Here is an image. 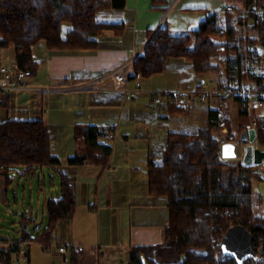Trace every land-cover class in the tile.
I'll use <instances>...</instances> for the list:
<instances>
[{
  "label": "crops",
  "instance_id": "obj_1",
  "mask_svg": "<svg viewBox=\"0 0 264 264\" xmlns=\"http://www.w3.org/2000/svg\"><path fill=\"white\" fill-rule=\"evenodd\" d=\"M237 1L163 0L154 4L153 0H126L124 8L97 12L99 21L120 24L123 30L121 33L106 30L97 38L94 49L52 51L45 41L35 44L31 53L38 69L27 79V85L38 89L0 91V122L42 120L48 126L52 153L62 164L37 168L30 174L24 168L15 171L20 178L39 175L40 189L46 187L44 169L51 173L53 183L55 177L59 179L66 173L75 185L76 210L71 218L59 221L48 249L40 243L28 246V264H71V256L67 259L68 255L59 251L60 245L69 244L85 247L82 252L90 258L101 257L99 264H114L116 258L123 256L126 261L121 264H127L131 248L164 243L163 231L169 224L167 198L151 194L149 163L162 160L170 131L197 132L206 125L210 111H217V106L213 102L193 103L183 108L177 104H156L153 93L192 90L201 80L217 77L214 72H196L185 57H171L166 60L163 72L143 78L137 98H129L122 89L134 87V60L161 26L166 25L173 34L194 31L210 13L226 4L245 8H242L243 0H239V5ZM0 54V63L4 57L14 56V45L0 49ZM131 60L122 89L82 86ZM239 108L237 105L225 108L228 118L236 117L237 124ZM84 124L107 131L112 152L106 166L66 163L78 149L75 127ZM231 131L234 137L223 142L222 158L243 163L248 141H244L245 134L235 129L233 123ZM245 142V146L239 145ZM226 145L232 148V155L223 154ZM258 147L264 149L262 145ZM252 167L258 173L252 182L257 197L253 211L264 218V160ZM53 189L58 192L44 198L45 209L46 201L60 193L56 183L49 191ZM1 198L5 201L4 195ZM15 201L18 203L17 196ZM29 212L31 216L34 214L33 207ZM39 233L41 230L34 235ZM12 240L18 239L0 237L2 242Z\"/></svg>",
  "mask_w": 264,
  "mask_h": 264
},
{
  "label": "trees",
  "instance_id": "obj_2",
  "mask_svg": "<svg viewBox=\"0 0 264 264\" xmlns=\"http://www.w3.org/2000/svg\"><path fill=\"white\" fill-rule=\"evenodd\" d=\"M125 5L126 0H0V49L14 45L19 66L35 73L38 66L32 62L31 45L45 41L52 51L94 49L97 38L106 30L115 33L123 30L120 24L99 21L97 12ZM250 6L264 7V0H243L242 8ZM224 22L226 39L220 42L219 31ZM64 24L69 26L65 33ZM245 29L248 32H243ZM249 35H258L264 43V19L246 26L240 14H210L197 30L181 34H173L166 25L161 26L135 58L134 72L149 77L163 72L168 58L185 57L196 72H214L221 85H228L235 74L248 81L244 74V42ZM222 54L227 58V68L216 61ZM258 86L263 87L264 82H258ZM224 119L232 133L230 118ZM224 119L218 111H210L206 125L197 132L168 133L162 160L149 163L151 194L167 198L169 224L163 231L164 243L131 248L127 264H145L144 261L162 264L158 257L163 259L167 255L177 260V264H215L212 247L215 237L223 236L236 225L244 226L255 236L260 231L258 224L264 223V218L253 211L257 197L252 183L258 173L238 159L222 158L224 140L220 124ZM247 123V108L242 103L238 112L239 132H246ZM107 137V131L98 126L77 125L78 149L66 163L106 166L112 152ZM258 143L264 146V125L259 129ZM61 164L52 153L50 130L42 120L0 122L2 195L7 196L13 185L12 172L16 169L24 168L30 174L37 168ZM59 180L58 197L46 201V227L34 236L25 229L23 241L40 243L47 249L59 221L74 215L75 185L66 173ZM89 260L82 251H73L71 255V264H89ZM0 264H15L2 247Z\"/></svg>",
  "mask_w": 264,
  "mask_h": 264
},
{
  "label": "built area",
  "instance_id": "obj_3",
  "mask_svg": "<svg viewBox=\"0 0 264 264\" xmlns=\"http://www.w3.org/2000/svg\"><path fill=\"white\" fill-rule=\"evenodd\" d=\"M210 14H221L223 16L227 14H240L243 17V23L249 26L264 19V7L250 6L238 9L232 4H226ZM226 31L227 23L224 22L219 31L220 39H226ZM33 47V45L30 46L31 49ZM244 50L246 53L244 74L249 79L248 81H243L238 74H235L236 76L229 81L228 85H221L217 78H209L207 80H201L198 87L192 90L175 89L155 91L153 93L154 102L156 104H177L181 107H186L193 103L213 102L218 107L217 111L219 116L222 115L220 108L227 109L232 105L241 106L243 103L247 108L248 114L246 130L255 129L256 138L254 145L258 146L259 129L264 125V86H258V82H264V43L258 35H249L244 42ZM221 51H224V46L221 47ZM35 61V59L32 60V62ZM131 62L132 60L82 86L95 88L97 85H102L112 90H120L124 87L127 80L126 71ZM222 66L223 68L228 67L227 59L222 61ZM32 75L31 69H23L19 66L15 55L7 56L0 63V91L22 92L30 89H38L27 85V79ZM132 78L134 87L132 89L123 88L122 90L125 91L129 98L135 99L142 90L144 77L141 72H133ZM221 126H223L221 129L223 138L226 140L228 137V127L225 125V122H222ZM229 139L231 140L232 136H229ZM246 144L247 142L240 143L239 145L245 146ZM258 225L260 231L257 232L256 236L254 235L253 256L244 260L242 264H264V223ZM224 235L213 239L212 247L215 264H238L234 258L223 253L222 240ZM29 245V242L23 240L0 241V247L4 248L6 254L12 256L15 264L29 263V256L27 254ZM83 250H85V247L73 244L59 246V251L66 253V256L68 255L66 257L67 259L73 251ZM232 259L235 263L231 261Z\"/></svg>",
  "mask_w": 264,
  "mask_h": 264
},
{
  "label": "rangeland",
  "instance_id": "obj_4",
  "mask_svg": "<svg viewBox=\"0 0 264 264\" xmlns=\"http://www.w3.org/2000/svg\"><path fill=\"white\" fill-rule=\"evenodd\" d=\"M236 3L239 5L240 1L238 0ZM66 26H68V24H64V29ZM239 27L241 28V26ZM243 32L246 33L248 31L245 29L243 30ZM33 46H35V44ZM224 59H227V58L225 57L224 54H222L221 56H218L216 58V61H219L222 65V61ZM216 109L218 110V107ZM220 111L222 112L221 117L223 119L225 117H229L225 111V108H220ZM231 121H230V124L232 125L233 123V127L235 129L236 128L238 129V127L236 126L237 118L233 117ZM222 122H225V125L228 127V124L225 121V119ZM220 128L221 129L223 128L221 124H220ZM221 129H220V135L223 138V133ZM229 136H233V134L230 133V130L228 127V137L226 138V140L228 141L230 140ZM223 140L224 142H226L224 138ZM44 171H45V182H46L45 189L44 188L40 189V179H39L40 176L39 175L33 174V175H30L28 178L26 176H21L20 178L17 176L16 171H13L12 174H14L15 176V181L9 189L8 196H5V201H2V198H1L2 197V182L0 181V237H6V238H9L10 240L11 239L22 240L24 237L23 231L25 229L27 233H29L30 236H33L34 234H36L37 231H40V230L42 231L46 227L45 225H47L48 223V214H47L46 209L43 206V201L46 196L50 197L51 193L53 194V196H56L58 192L57 190L55 189L51 191L49 190L54 187L55 183L59 185L60 187V180L57 177H55L54 180L56 182L53 183L51 181V173L47 169H44ZM255 188H256V182L254 181V189ZM16 196L18 197V203H16L15 201ZM23 205H24V208H23ZM31 207H33L34 209V214L32 216L30 215L31 213L29 212V209ZM41 226H45V227L42 228ZM30 244L34 245L37 243H30ZM162 258L163 259L158 257L159 261L162 264H177L178 263L177 260H174L171 255H167ZM98 260L101 261V257L98 258L97 255H95L94 257L91 256L89 260V264H96ZM104 261H105V258H104ZM123 261L124 262L126 261V257L124 256L121 258H116L114 260V264H121ZM144 262L145 264H148L147 261H144Z\"/></svg>",
  "mask_w": 264,
  "mask_h": 264
},
{
  "label": "water",
  "instance_id": "obj_5",
  "mask_svg": "<svg viewBox=\"0 0 264 264\" xmlns=\"http://www.w3.org/2000/svg\"><path fill=\"white\" fill-rule=\"evenodd\" d=\"M248 145L243 156L245 166L259 165L264 160V149L254 145L256 138L255 129H248L244 133ZM254 235L244 226H232L225 233L222 240L223 253L234 258L238 264L253 256Z\"/></svg>",
  "mask_w": 264,
  "mask_h": 264
},
{
  "label": "bare ground",
  "instance_id": "obj_6",
  "mask_svg": "<svg viewBox=\"0 0 264 264\" xmlns=\"http://www.w3.org/2000/svg\"><path fill=\"white\" fill-rule=\"evenodd\" d=\"M223 154L225 156L232 155V148L229 145L224 146Z\"/></svg>",
  "mask_w": 264,
  "mask_h": 264
}]
</instances>
